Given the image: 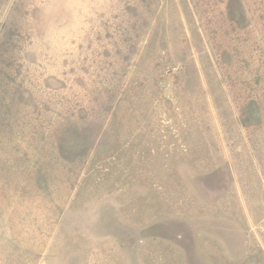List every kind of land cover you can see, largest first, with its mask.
I'll use <instances>...</instances> for the list:
<instances>
[{
	"label": "rangeland",
	"instance_id": "rangeland-1",
	"mask_svg": "<svg viewBox=\"0 0 264 264\" xmlns=\"http://www.w3.org/2000/svg\"><path fill=\"white\" fill-rule=\"evenodd\" d=\"M0 264H264V0H0Z\"/></svg>",
	"mask_w": 264,
	"mask_h": 264
}]
</instances>
